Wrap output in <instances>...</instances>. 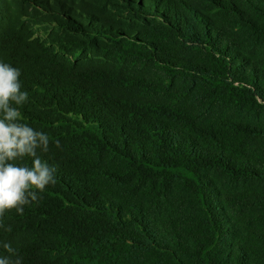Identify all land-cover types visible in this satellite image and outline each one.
I'll return each mask as SVG.
<instances>
[{
  "label": "trees",
  "instance_id": "obj_1",
  "mask_svg": "<svg viewBox=\"0 0 264 264\" xmlns=\"http://www.w3.org/2000/svg\"><path fill=\"white\" fill-rule=\"evenodd\" d=\"M69 1L0 0V264H264V0H152L91 59L36 36Z\"/></svg>",
  "mask_w": 264,
  "mask_h": 264
},
{
  "label": "rangeland",
  "instance_id": "obj_2",
  "mask_svg": "<svg viewBox=\"0 0 264 264\" xmlns=\"http://www.w3.org/2000/svg\"><path fill=\"white\" fill-rule=\"evenodd\" d=\"M151 2L152 0H70L72 7L83 5L82 8L88 12L74 11L73 14H66L67 18L71 17V21L74 20L75 24L82 25L86 35L73 32L68 28L61 30L55 23L46 20L37 23L35 33L40 40L59 54L72 53L75 57L86 55L88 59H91L94 51L89 45L92 42L112 44L104 40L97 32L100 28L105 29V26L100 23L101 20H108L111 30L117 35L130 34L135 37L136 32L146 26L149 19L147 13L139 17L135 9L143 10L142 7L147 9V6L151 8ZM89 25H92V28H89Z\"/></svg>",
  "mask_w": 264,
  "mask_h": 264
}]
</instances>
